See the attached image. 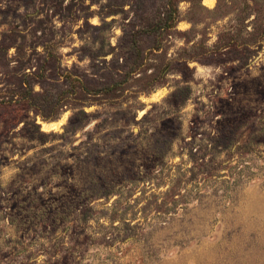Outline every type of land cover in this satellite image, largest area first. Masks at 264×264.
I'll use <instances>...</instances> for the list:
<instances>
[{"label":"rangeland","instance_id":"1","mask_svg":"<svg viewBox=\"0 0 264 264\" xmlns=\"http://www.w3.org/2000/svg\"><path fill=\"white\" fill-rule=\"evenodd\" d=\"M0 264H264V0H0Z\"/></svg>","mask_w":264,"mask_h":264},{"label":"trees","instance_id":"2","mask_svg":"<svg viewBox=\"0 0 264 264\" xmlns=\"http://www.w3.org/2000/svg\"><path fill=\"white\" fill-rule=\"evenodd\" d=\"M162 15H164V13L160 12V9L158 8L156 11V16H157L156 19L152 23L148 24V26L146 28H144L145 33H149V34L158 33L159 31L164 30L167 27V25L165 23L169 22L172 19V13L169 14L167 19L161 18ZM25 84H26V82H25L24 78L22 77V86L24 87ZM46 96L47 95H39V97H41V98L48 99V97H46ZM42 117H43L44 121L50 120V118H47L43 114H42Z\"/></svg>","mask_w":264,"mask_h":264}]
</instances>
